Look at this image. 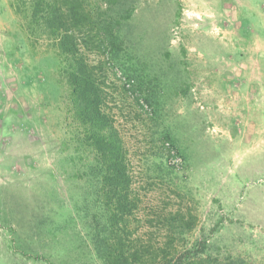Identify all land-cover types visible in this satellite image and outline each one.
I'll return each mask as SVG.
<instances>
[{"label":"rangeland","instance_id":"374dc122","mask_svg":"<svg viewBox=\"0 0 264 264\" xmlns=\"http://www.w3.org/2000/svg\"><path fill=\"white\" fill-rule=\"evenodd\" d=\"M15 1L0 0V264H101L76 212L91 188L77 174L68 87L46 62L51 48L26 37ZM88 1L132 10L123 57L160 102L138 101L107 50L88 54L102 63L143 198L135 225L159 241L156 211H191L182 250L204 241L213 257L264 264V0Z\"/></svg>","mask_w":264,"mask_h":264},{"label":"trees","instance_id":"16d2710c","mask_svg":"<svg viewBox=\"0 0 264 264\" xmlns=\"http://www.w3.org/2000/svg\"><path fill=\"white\" fill-rule=\"evenodd\" d=\"M109 2L116 4L118 0ZM13 7L23 19L22 27L32 46L45 42L51 48L46 62L56 65L66 81L78 128L72 140L83 160L77 174L91 188L76 212L86 222L93 254L100 263L248 264L231 255L213 257L204 241L182 250L181 239L187 241V234L196 225L191 211H156L157 217L149 222H160L165 233L159 241L152 240V235L147 237L148 231L141 233L134 223L139 220L143 198L134 187L125 139L107 107L102 63L88 58L89 53L107 50L122 72L135 79L132 91L138 93L137 100L160 104L148 79L123 57L120 26L132 10L116 16L93 7L88 0H17ZM166 137L174 145L172 137Z\"/></svg>","mask_w":264,"mask_h":264},{"label":"built area","instance_id":"2783aa9c","mask_svg":"<svg viewBox=\"0 0 264 264\" xmlns=\"http://www.w3.org/2000/svg\"><path fill=\"white\" fill-rule=\"evenodd\" d=\"M170 160H171V159H170ZM177 160H178V158L174 157L173 162H174V161H177Z\"/></svg>","mask_w":264,"mask_h":264}]
</instances>
